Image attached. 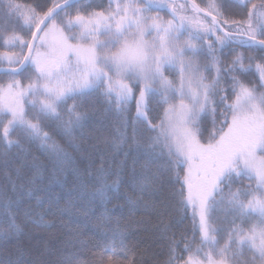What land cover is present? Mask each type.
<instances>
[{
  "label": "snow or ice",
  "instance_id": "snow-or-ice-1",
  "mask_svg": "<svg viewBox=\"0 0 264 264\" xmlns=\"http://www.w3.org/2000/svg\"><path fill=\"white\" fill-rule=\"evenodd\" d=\"M93 103L113 114L115 135L92 147L127 145L125 159L156 168L137 203L166 244L157 264H264V0H0V167L34 144L78 175L68 149L83 158ZM119 167L109 182L101 156L88 173L93 195L118 190ZM33 168L26 190L8 176L16 199L0 189L6 209L42 190ZM61 211L69 235L56 264H136L123 240L81 255L72 213ZM173 212L191 213L190 235L177 239ZM22 231L8 212L0 240ZM0 264L33 262L21 251Z\"/></svg>",
  "mask_w": 264,
  "mask_h": 264
},
{
  "label": "trees",
  "instance_id": "trees-1",
  "mask_svg": "<svg viewBox=\"0 0 264 264\" xmlns=\"http://www.w3.org/2000/svg\"><path fill=\"white\" fill-rule=\"evenodd\" d=\"M36 2L43 4L44 0ZM88 2L93 7L101 4L106 6L107 0ZM245 52L246 55L249 54L246 50ZM244 79L251 83L258 77L249 74ZM90 111L91 118L83 129V158L81 153L68 149L75 157L74 167L79 170L78 175L70 169L60 171L55 168L48 154L42 153L34 144H26V152L19 158H14L7 169L0 167V189L7 190L13 201L16 197L11 192L8 176L16 182L18 190L21 185L26 190L32 187L30 180L35 171L33 164L38 165L42 173V177L36 181L42 190L36 192L33 197H24L19 204L13 203L7 209L0 204V228L7 227L8 212L14 214L17 222L23 226V231L10 242L4 243L0 240V256H16L22 251L33 264H56L58 249L63 247L69 235L64 224L68 214L61 211L62 209H68L72 213L70 227L84 242L85 247L81 252L84 257H90L93 250H98L112 241L119 247L121 240L130 250L129 257L131 258L132 253L135 254L136 264H141L142 259L143 264H157V261L166 255V244L159 239L155 229L156 217L145 212L137 203L150 198V190L144 186L152 179L156 171L155 166L145 168L142 160L133 165L131 154L125 159L123 151L127 150V145L119 152H114L110 144L103 142L98 148H93L92 145L97 139L103 141L105 137L111 138L115 135L114 116L110 112H104L102 103H93ZM130 132L129 129V134ZM54 139L61 145L65 143L59 136L54 135ZM101 156L104 158L105 168L111 173L109 182L115 178L118 166L122 163V167H119L118 190L109 189L103 197L92 194L96 184L88 175L90 170L95 173ZM171 191V186L165 187L166 194ZM26 212L30 214L31 219L43 216L50 223H32L29 216L25 215ZM173 217L183 220L182 223L172 226V232L176 234L177 239L185 232L190 235L191 213L185 217L183 213L173 212Z\"/></svg>",
  "mask_w": 264,
  "mask_h": 264
}]
</instances>
